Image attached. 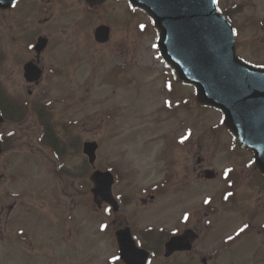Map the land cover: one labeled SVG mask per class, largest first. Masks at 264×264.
<instances>
[{
	"label": "rangeland",
	"instance_id": "obj_1",
	"mask_svg": "<svg viewBox=\"0 0 264 264\" xmlns=\"http://www.w3.org/2000/svg\"><path fill=\"white\" fill-rule=\"evenodd\" d=\"M218 2L236 26L238 52L244 59L264 66V0ZM92 19L95 24L106 20L113 26L114 36L109 47L92 48V41H82L78 37V49H70L68 44L56 36V42L49 48L52 53L50 61L60 63L58 65L64 74L57 76L55 81H41L33 96L28 95L25 80L2 81L3 87L18 101L30 100L32 107L41 106L45 114H55L59 128L65 127L68 130L60 128L62 140H67L64 141L68 147L67 154L69 150L72 153L64 156V159L72 157L64 163L66 169L70 167L71 170L75 168L83 171L89 168L92 171L93 167L83 153V144L97 141V169L113 164L116 168L127 169L130 177L137 176L141 186L159 185V189H162L166 185L170 193L157 196L154 203L143 209L152 210L151 222L157 224L154 227L160 233L169 232L176 226H182L184 208L198 202L200 188L195 195L189 196L183 191L182 182L175 186L174 178L165 174L175 156L164 150L165 141H177L185 129H191L193 133L196 132L190 145L191 154L197 152V143H201V152L213 166L215 155L226 153L223 146L226 144L224 141L230 139L229 132L218 125L221 116L215 109L199 108L192 86L178 81L172 83L171 69L164 63L156 45L157 32L143 11L130 8L127 0H110L109 5L100 8ZM141 25L144 27L141 28ZM32 37L33 30L29 31L28 38ZM27 41L26 38L22 40L24 44ZM119 73L123 74L121 78H118ZM165 84H171V90L165 88ZM165 101H171L172 107H168ZM27 110L30 114L15 124L13 138L7 131L4 154L0 157V171H9L15 176V181L9 185L6 184L7 178H4V183H0V208L7 197L8 188L23 196V200L18 199L22 200L21 204H18L12 216L7 219L5 214L0 218V225L6 227L8 222L5 234H9L6 240L0 239V264H54L55 261L76 263L81 260L78 256L82 254H74L70 250L78 247L95 253L94 264H99L98 255L102 258L112 244L106 236L98 235L95 231L101 221L100 211L86 205L78 215L80 240H76L77 235H74L72 240L65 241L64 237H60V231L54 232L52 217L39 219L43 210L29 204L30 196L34 194L50 206L56 202L53 198L56 178L50 172L58 170V166L51 152L40 145L42 134L38 118L34 111ZM8 127L5 126V129ZM178 179H182V176ZM170 183L173 184L169 188ZM206 184L203 189L209 193L211 184ZM255 188L251 192L253 188L246 183L242 184L240 192L243 199L247 198L246 192H250L249 199L257 196V190L261 188ZM74 191L78 193V201L87 203L84 191ZM262 196L264 198V193ZM12 198L15 197L11 196L8 201H15ZM248 210L252 216L255 215L254 224L257 225L263 213L256 200L242 204L236 219L238 224H241ZM52 212H55L54 206ZM29 223L35 225L31 229L30 239L16 240V229ZM93 225L94 229L91 230ZM89 237H94V240L81 248L79 241H88ZM255 237L258 236L254 235L235 246L234 254L222 255L210 264H264V245L261 241L257 243V239L253 246ZM44 250L63 252L60 258H51L40 252ZM83 257H87V253ZM201 258L198 255L189 257L178 254L168 260L158 256L153 263L202 264Z\"/></svg>",
	"mask_w": 264,
	"mask_h": 264
},
{
	"label": "flooded vegetation",
	"instance_id": "obj_2",
	"mask_svg": "<svg viewBox=\"0 0 264 264\" xmlns=\"http://www.w3.org/2000/svg\"><path fill=\"white\" fill-rule=\"evenodd\" d=\"M109 2L110 0H106L102 4L91 6L85 0H16L9 6H0V93L5 92L2 88V81L10 80L12 82L15 79H20V81L25 80L28 95L33 96L41 81L48 79L55 81L56 77L61 75L62 70L58 65L60 63L50 61L52 53L49 52V48L56 42V36L58 40L68 44L70 49H78L80 40L92 41L90 43L92 48L105 49L109 47L114 36L113 26L106 20L95 24L92 19L93 14L99 11L100 8L107 7ZM104 24H109L112 32L111 39L102 43L96 39L95 32L99 26ZM32 30L33 37L29 39V31L32 32ZM41 37H45L48 40L43 50L38 49V42ZM78 37L80 40H78ZM23 38L28 40L25 44L22 42ZM28 65H32L36 70L42 71L43 74L39 82H27L26 67ZM118 77H121V75L119 74ZM9 109L14 110L12 106ZM14 111L16 112L17 109ZM189 132L191 135L183 144L180 141L171 142V156L175 155L171 160V162L173 161L170 166V168H173L171 176L176 182L175 186L180 182L183 183V191L189 196L195 195L197 189L200 188L199 199L194 205L188 204L184 208V214H189V220L184 222L182 219L181 228L175 227L170 233L159 234V230L154 227L157 224L151 222L152 210H149V208L143 209L154 203L157 200V196L170 193L165 188L166 185L162 189H159V185H152L151 187L141 186L137 176L130 177V172L127 169L113 170L111 169L112 164L106 166L105 169L111 170L115 175L113 192L115 197H120V199H117V208L108 203H105L101 208H97L91 192V172L87 169L83 171L61 169L51 171L52 176L56 178L54 184L56 187H54L55 195L53 196L54 199H57L56 202L53 205L51 203L50 206L47 201L42 202L41 197H37L34 194L30 196L29 204L43 210L39 219H44V216L52 217L50 219L52 220L54 232L60 231V237H64L65 241L72 240L74 235H77L76 240H80L78 238V233L81 231L79 227V211H83L86 205H91L96 211H100L101 224H109L110 226L108 230L102 233L112 244L110 250L104 253L102 258L101 255H98L99 264H112V256H120L117 236L124 230H129L130 234L137 238L138 245H142L141 248L149 251L148 264L153 263V259L157 257L159 252L163 253L164 243L168 237L187 230H192L197 234L198 240L194 243L191 252L184 253L188 254L189 257L193 255L202 257V260L207 261L204 264H210L222 255L234 254L235 246L245 242L254 235L258 237L254 238L252 245L254 246L257 239V243L261 241L264 245V198L262 196L264 193V175L254 168L251 153L244 152L234 142L235 140L230 139L223 146V151H226V153L216 154L214 165L211 166L208 163L207 156L201 152V143H197V152L191 154L190 145L196 132L193 133L191 129H185L182 132L184 133L182 137ZM197 141L201 140L198 139ZM229 168L233 171L225 179L224 171ZM207 170H213V172L207 174ZM181 176L182 179H178ZM4 178H7L6 184L9 185L13 182L15 176L9 171H0V183L5 182ZM186 179L187 181H185ZM206 183L211 184L209 193L204 192L203 189L204 185H207ZM245 183L248 187L253 188L251 192L255 191V187L261 188V190H257V196L249 199L250 192H246L247 198L243 199L240 191L242 184ZM172 184H169V188ZM74 190L84 191L87 203L78 201V193ZM12 191L10 188L6 190L7 197L2 203V208H0V218L5 214L7 219L12 216L18 204H21L23 200L21 197L22 200L19 201L18 199L21 198L15 197L16 194ZM229 191L233 192L234 195L228 200H224L223 196ZM11 196L15 197L12 198L15 201H8ZM240 197L241 200L239 201ZM208 198H211L212 202L204 204L203 201ZM252 200L257 201V205L262 209L263 215L257 225H255V215L252 216L248 210L242 220V226H239L238 220H236L239 209L243 203L246 205ZM53 206L55 208L54 213L52 212ZM105 207L112 208V213L104 212L103 209ZM143 213H146V215H143ZM256 214L260 217L258 212ZM245 223L249 224V229L238 239L228 241L227 237L229 235L234 236L235 232L240 227H243ZM101 224L96 225L95 231L100 230ZM5 225L6 227H4V224L0 225V237L3 239L9 235L5 234L8 222ZM32 227H35V225L33 224L32 226L29 223L23 228H17L14 235L21 240H29ZM88 229L89 226L87 225L86 230ZM92 229H94V225ZM123 236L124 234L122 233ZM93 240L94 237H89L88 241L81 240L79 244L82 248L84 244L89 245ZM40 252L51 258H60L59 255L63 251L44 250ZM70 252L74 254L81 253L82 256H78L81 260L76 263L55 261L54 264H94L96 262L93 260L95 253H89V251L79 249V247L75 250H70ZM86 253L87 257H83V254ZM115 264L125 263L121 260L116 261Z\"/></svg>",
	"mask_w": 264,
	"mask_h": 264
},
{
	"label": "water",
	"instance_id": "obj_3",
	"mask_svg": "<svg viewBox=\"0 0 264 264\" xmlns=\"http://www.w3.org/2000/svg\"><path fill=\"white\" fill-rule=\"evenodd\" d=\"M130 2L153 18L163 59L174 67L181 80L195 86L201 104L222 111L227 127L254 151L255 161L264 172V67L253 66L237 55L234 26L220 12L217 2ZM97 33L102 34L100 40H107L104 29ZM97 149L96 142L85 143L84 151L92 163L96 160ZM92 178L96 200L102 202L105 191L109 186L111 191L113 182H109V175L101 171H96ZM193 239V234L172 238L166 244V256L177 250L190 249ZM125 260L129 264V260Z\"/></svg>",
	"mask_w": 264,
	"mask_h": 264
},
{
	"label": "snow or ice",
	"instance_id": "obj_4",
	"mask_svg": "<svg viewBox=\"0 0 264 264\" xmlns=\"http://www.w3.org/2000/svg\"><path fill=\"white\" fill-rule=\"evenodd\" d=\"M213 2L215 3V2H217V0H213ZM13 7H15V5H13ZM143 27L144 26L141 25V28H143ZM166 87H168L169 90H171L172 85L168 84V85H166ZM165 104L168 107H172V102L171 101H165ZM9 135H12V133H9ZM190 135H191V133L189 132L187 135L183 136L181 138V140H180V143L183 144L189 138ZM232 171L233 170L230 169V168L229 169H225V171H224L225 179L228 178L229 173L232 172ZM233 195H234V193L229 191L223 196V199L224 200H228ZM116 199H120V197H116ZM211 202H212L211 198L205 199L203 201L204 204H210ZM103 210H104V212H106L108 214L112 213V208H110V207H105ZM188 220H189V214L185 213L183 215V221L187 222ZM109 227H110L109 224H101L100 225V231L104 232V231L108 230ZM249 227H250L249 224L245 223L243 225V227H240L238 229V231L235 232L234 236L233 235H229L227 237V240L228 241H234V240L238 239L242 234H244L249 229ZM162 231H163V229H161V232ZM21 234H23V233H21ZM140 247H142V245H138L136 237H132L130 242L126 241L125 245H124V257H123V259L129 260V264H143L144 257L141 254V252L138 250ZM121 259H122L121 256L113 255L112 256V264H115L116 261H121Z\"/></svg>",
	"mask_w": 264,
	"mask_h": 264
},
{
	"label": "trees",
	"instance_id": "obj_5",
	"mask_svg": "<svg viewBox=\"0 0 264 264\" xmlns=\"http://www.w3.org/2000/svg\"><path fill=\"white\" fill-rule=\"evenodd\" d=\"M222 11H223L224 13H226V14L229 16V14L227 13V11H225L224 9H222ZM229 17H230V16H229ZM62 145H63V146H61V150H62L63 154L66 155V154H67V148H68V147H66L64 143H62Z\"/></svg>",
	"mask_w": 264,
	"mask_h": 264
}]
</instances>
